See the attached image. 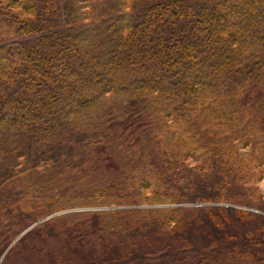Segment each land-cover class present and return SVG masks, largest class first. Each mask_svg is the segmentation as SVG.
I'll return each instance as SVG.
<instances>
[{
	"label": "trees",
	"instance_id": "obj_1",
	"mask_svg": "<svg viewBox=\"0 0 264 264\" xmlns=\"http://www.w3.org/2000/svg\"><path fill=\"white\" fill-rule=\"evenodd\" d=\"M263 180L264 0H0V256L264 264Z\"/></svg>",
	"mask_w": 264,
	"mask_h": 264
},
{
	"label": "rangeland",
	"instance_id": "obj_2",
	"mask_svg": "<svg viewBox=\"0 0 264 264\" xmlns=\"http://www.w3.org/2000/svg\"><path fill=\"white\" fill-rule=\"evenodd\" d=\"M260 197L264 201V180L260 186ZM228 205V204H221ZM113 209H120L114 207ZM243 209L252 210L255 213H261V211L256 209L245 208ZM91 209H78L76 211H85ZM95 210V209H93ZM69 210L63 213L72 212ZM62 214V213H61ZM61 214L53 215L59 216ZM52 217L45 218L44 220L33 224L27 228L19 237H17L12 244L6 249V251L0 256V264H35L33 260V249L39 248L44 249L49 257L56 262L57 264H84L87 262L101 260L103 257V251L100 249H95L92 251H83V252H71L68 245L63 241L59 236H53L50 238H42L39 236V233L35 230V226L39 223L44 222ZM32 230V231H31ZM17 246L15 244L19 241ZM14 246V247H13ZM69 250V251H68ZM117 251V248L116 250ZM77 253V255L75 254Z\"/></svg>",
	"mask_w": 264,
	"mask_h": 264
},
{
	"label": "water",
	"instance_id": "obj_3",
	"mask_svg": "<svg viewBox=\"0 0 264 264\" xmlns=\"http://www.w3.org/2000/svg\"><path fill=\"white\" fill-rule=\"evenodd\" d=\"M51 217H53V216H51Z\"/></svg>",
	"mask_w": 264,
	"mask_h": 264
}]
</instances>
